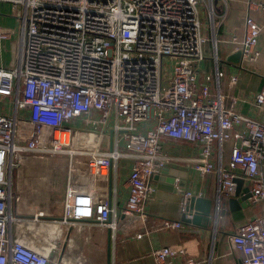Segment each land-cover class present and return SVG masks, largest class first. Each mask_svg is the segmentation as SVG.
<instances>
[{
    "label": "built area",
    "instance_id": "obj_1",
    "mask_svg": "<svg viewBox=\"0 0 264 264\" xmlns=\"http://www.w3.org/2000/svg\"><path fill=\"white\" fill-rule=\"evenodd\" d=\"M1 2L11 6L0 13L18 25L20 51L15 65L0 61V100L12 107L0 110V264H65L62 245L54 254L55 244L29 243L22 228L55 226L49 235L58 239L72 224L93 221L115 229L122 214L143 217L150 176L173 159L164 152L168 139L198 147L192 168L201 175L217 170L224 197L234 195L241 178L248 202H264V117L237 109L236 73L228 75L227 91L221 90L215 51V75L201 68L206 0ZM13 28L2 25L0 32ZM260 29L245 16L240 65L257 58ZM253 102L264 111V77ZM110 114L113 121L105 132ZM215 140L220 143L217 164ZM57 153H64L65 161ZM123 155L133 162L119 206L110 179ZM54 183L61 207L51 198ZM177 184L183 217H190L191 192ZM164 223L183 229L180 220ZM228 242L240 264H264V212L239 223ZM179 251L169 245L155 248V264H168Z\"/></svg>",
    "mask_w": 264,
    "mask_h": 264
},
{
    "label": "crops",
    "instance_id": "obj_2",
    "mask_svg": "<svg viewBox=\"0 0 264 264\" xmlns=\"http://www.w3.org/2000/svg\"><path fill=\"white\" fill-rule=\"evenodd\" d=\"M209 1L212 6L209 7ZM252 2V4H250ZM207 6L201 9L204 34L207 37L205 45L206 57L201 68L215 75V59L217 56L218 71L221 73L220 88L227 91L228 75L236 73L238 80L233 88V94L239 99L237 109L251 117H264V111H258L253 102L255 94L264 77V8L258 5L264 0H228L224 5L222 0H206ZM11 6L0 3V11L8 12ZM252 16L261 26L255 60L245 61L241 66L225 60L226 56L239 48V42L244 35V18ZM14 27L11 33L0 32V61L6 66L15 65L19 51V29L14 19L8 14L0 13V27ZM242 59V57H241ZM240 59V60H241ZM241 63V62H240ZM110 133L108 134V139ZM198 147L188 141L170 140L164 142V152L173 157L172 161L153 173L149 182L151 191L145 200V215H121L117 227L111 230L110 260L107 257L108 229L96 222H83L84 229L69 230L73 240L83 241L95 251L97 264H155L153 250L169 245L183 251L169 257L168 264H240L237 252L229 246V236L237 225L248 217L264 212V202L249 203L238 201V207L232 206L229 197L219 192V177L217 170L206 175L199 174L191 166V159L197 153ZM218 140L213 144V161L218 163L220 153ZM228 144L225 143L226 157ZM133 158L130 155L121 156L111 171L110 184L115 188L119 206H123L127 195L126 178L132 168ZM264 172V163L261 165ZM182 190L191 192V196L205 197L211 200L210 220L202 224L185 223L181 209ZM56 184V183H54ZM243 181L240 194L245 186ZM57 191L55 202L61 207L58 185H53ZM239 194V195H240ZM234 196V195H233ZM237 198H239L237 196ZM166 220H180L183 229L165 226ZM40 230L54 235L55 226L41 225ZM43 232V231H42ZM84 232H87L84 234ZM189 259L193 263H189Z\"/></svg>",
    "mask_w": 264,
    "mask_h": 264
},
{
    "label": "rangeland",
    "instance_id": "obj_3",
    "mask_svg": "<svg viewBox=\"0 0 264 264\" xmlns=\"http://www.w3.org/2000/svg\"><path fill=\"white\" fill-rule=\"evenodd\" d=\"M15 10H19L20 9V5H17L16 7H14ZM11 106L8 105H4L2 103V100H0V110L4 111H10L11 110ZM113 121V115L110 114L108 117V122H107V126L104 128V131L107 132L109 130V128L111 127ZM147 124H150V121L147 122ZM27 124H24L22 126V129H26ZM119 142H120V149H122V140L121 137L119 138ZM21 144H25L24 139L20 140ZM25 152H33V153H41L40 151H35V150H24ZM58 157L62 160L65 161L66 159V155L64 153H57ZM16 175H15V171L13 170V179L15 180ZM55 185V184H53ZM51 186L50 188V192H54V196H57V191H54V187L56 186ZM58 189V188H57ZM52 197V193H51V198H55ZM58 203V202H57ZM59 205V204H57ZM81 223H76V224H72L71 227H74L75 230L81 231L82 229H84L85 226L80 225ZM22 227H20L21 229ZM69 228V229H70ZM86 229V228H85ZM84 229V230H85ZM43 231V232H42ZM40 231L39 226H35L33 229H29V228H22L21 230V234L22 236H25L27 241L29 243H32L36 246H41V247H46L49 246L50 244H55V252L56 253L57 249L59 247V245H62L63 248V254H64V259H65V264H97L96 262V257H95V251L93 250V248L91 246H87L83 243V241L78 242L77 240H73L70 232H67L65 237L62 233H59L58 239H52L49 235V233L47 231L42 230ZM70 231V230H69ZM87 232H84V234H86ZM64 237V238H63Z\"/></svg>",
    "mask_w": 264,
    "mask_h": 264
},
{
    "label": "water",
    "instance_id": "obj_4",
    "mask_svg": "<svg viewBox=\"0 0 264 264\" xmlns=\"http://www.w3.org/2000/svg\"><path fill=\"white\" fill-rule=\"evenodd\" d=\"M241 48L236 49L235 51L231 52L229 55L226 56L225 60L234 63L237 66H241ZM165 167H163V170ZM243 180L241 178L237 179V185L234 192V196L229 197V201L232 204L233 207H238V201L239 200H247L248 188L245 187L242 191L243 193L240 194L241 186H242ZM240 194V195H239ZM237 196L239 198H237ZM211 200L209 198L205 197H196L194 195L190 196L188 199V202L186 204V212L190 213V217H183V221L185 223H192V224H202L207 223L209 218V212L211 210ZM110 236H111V230L108 229V244H107V257L108 262L110 260Z\"/></svg>",
    "mask_w": 264,
    "mask_h": 264
},
{
    "label": "bare ground",
    "instance_id": "obj_5",
    "mask_svg": "<svg viewBox=\"0 0 264 264\" xmlns=\"http://www.w3.org/2000/svg\"><path fill=\"white\" fill-rule=\"evenodd\" d=\"M39 229H40V226H39ZM41 231V230H40Z\"/></svg>",
    "mask_w": 264,
    "mask_h": 264
}]
</instances>
